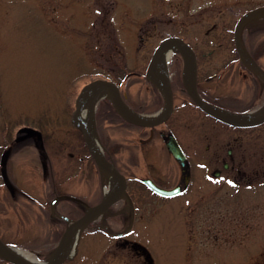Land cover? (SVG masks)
<instances>
[{
  "label": "rangeland",
  "instance_id": "1",
  "mask_svg": "<svg viewBox=\"0 0 264 264\" xmlns=\"http://www.w3.org/2000/svg\"><path fill=\"white\" fill-rule=\"evenodd\" d=\"M22 5L32 9L30 19L23 16L25 10H18ZM261 5L264 0H0V159L9 149L7 170L14 186L12 195L0 171V236L5 242L46 261L57 241L47 237L52 223L47 198H51L52 188L63 184L69 192L80 194L95 189L100 197L107 186L95 165L86 178V159L82 161L80 156L87 148L71 118L75 99L86 83L101 76L121 83L127 71L142 63L146 66L163 38L178 35L189 42L214 40L218 30L209 37L204 34L215 22L231 21L234 28L239 14ZM244 35L253 50L264 46L263 12L248 22ZM106 109L101 100L97 137L105 151L108 146L117 149L115 159L130 177V190L141 194L136 199H141L139 204L143 201L139 214L152 216L158 208L141 188V179L153 171L163 177L177 176L176 181L178 165L167 156L160 139L148 161L131 163L128 151L120 148L124 141L120 119L113 113L108 121ZM182 114L176 112L175 117L180 134L186 140L193 173L202 176V181L195 178L193 184L214 190L203 197L209 205L178 210L175 205L181 199L168 198L134 232L142 238L145 232L155 234L167 242L173 235L168 223L178 217L206 220L222 214L225 233L233 229L239 234L238 240L224 242L231 264H264V174L214 179L211 171L220 166L212 153L227 145L223 146L214 125H181ZM197 114L190 110L187 115L193 119ZM26 126L40 131L43 139L37 133L20 131ZM245 149L246 153L264 154V135L249 138ZM259 166L250 156L243 169L250 172ZM143 225L149 228L144 230ZM0 264L10 263L0 259Z\"/></svg>",
  "mask_w": 264,
  "mask_h": 264
},
{
  "label": "flooded vegetation",
  "instance_id": "2",
  "mask_svg": "<svg viewBox=\"0 0 264 264\" xmlns=\"http://www.w3.org/2000/svg\"><path fill=\"white\" fill-rule=\"evenodd\" d=\"M249 11L238 15L234 28H232L231 21L215 22L204 34L209 37L218 30L219 33L214 35L213 38H216L214 40L187 42L196 56L195 84L201 100L207 105L226 112L257 116L264 111V46L253 50L246 43L245 28L253 17L246 18L241 25L240 20ZM238 24L240 27L237 33ZM153 52L146 66L142 63L141 67L127 71L120 83V95L126 107L135 114L148 119L155 118L154 116L161 112L166 104L158 81L160 79L151 72L148 73ZM182 56L181 50L174 47L164 65L158 67L162 70L166 69L168 72L173 95L172 112L163 122L156 125H141L133 122L127 114H120L112 99L103 98L102 104V106L108 107V110H105L108 121L112 119L113 113L120 119V124L124 128V141L120 148L123 147L128 151L130 158L132 157L129 158L131 163L137 165L140 160L148 161L152 155L155 141L160 139L163 141V149L167 152V156H171L170 158L178 165L179 174L176 181L177 176L171 177L164 174L163 177L153 171L141 179L144 186L141 188L145 190L144 193L147 194V197H152L154 205H157L156 213L160 211V207L167 204L168 198L181 199L175 205L178 210L209 205V201H205L203 197L214 191H209L200 184H193L195 178L202 181V176L196 177L193 173L186 140L181 137L178 119L175 118L176 112L183 113L179 118L181 125L185 127L194 126L196 123L198 126L214 125L218 128V137L224 142L223 146H227L223 151L216 149L212 153L214 161L220 166V168L211 171L214 179L219 180L221 176L230 178V176L242 173H244L242 176L246 178H251L250 175L264 174V164L261 163L264 161V154L261 152L246 153L245 149V143L249 138L256 140L262 138L264 121L255 125H236L206 112L192 97L189 87H187L190 80L185 71V58ZM190 110L199 114L190 119L187 115ZM198 117L199 119H196ZM35 133L40 140L43 139L41 132H31V134ZM80 133L83 136L81 131ZM136 137L138 143H134ZM172 137L178 141L184 152L185 159L183 161L176 159L168 148V142ZM82 139L87 152L83 153L86 156L81 155L80 159L82 161L86 159L84 172L87 178L91 174V169H95L97 166L84 137ZM42 148L47 152L44 145ZM81 148H83L82 145ZM147 148L149 150H146ZM206 149H210L209 144ZM115 151L117 149L114 150L108 146L105 151L106 156L120 169L125 177L126 186L124 194L114 200L102 213L92 216L90 207L100 203L104 193L100 197L97 196L95 189H89V193L86 194L73 193L69 192L63 184L52 188L50 200L47 198L49 209L46 208V210L52 220L47 237L56 238L57 241L56 246L47 256V261H50L54 256L66 233L63 247L67 251V255L61 264H79V262L80 264H231L227 256L228 247H225L224 242L238 240L239 234H236V230L233 229L231 232L225 233L222 214L206 220H201L199 217H178L176 222L168 223L173 235H169L168 238L172 239L167 242L160 240L155 234L147 235L145 232L146 234L144 233L142 238L135 233L134 231L140 224L149 222L156 213L144 218L142 213L139 214L140 204H143V201L139 204L141 199L139 201L136 199L141 198V194L130 190V177L117 163ZM9 152L10 150L6 149L0 159L1 164L4 156L6 167ZM250 156L256 158L260 162V166L254 171L247 172L243 167ZM158 165L162 170L160 163ZM97 173L102 181L103 175H100L98 169ZM131 174L134 176V172ZM105 179H108L106 175ZM146 179L162 189H173L174 193H160L148 185ZM6 187L13 195L14 186L6 185ZM236 187L238 188V186ZM197 197L203 198L204 201L193 200ZM86 214L88 215L87 219L69 230L76 220ZM119 226L121 227L119 228ZM148 228L149 225L146 227L143 225L144 230ZM94 237L97 238L95 242L93 241ZM42 255L46 254L42 252Z\"/></svg>",
  "mask_w": 264,
  "mask_h": 264
},
{
  "label": "water",
  "instance_id": "3",
  "mask_svg": "<svg viewBox=\"0 0 264 264\" xmlns=\"http://www.w3.org/2000/svg\"><path fill=\"white\" fill-rule=\"evenodd\" d=\"M257 12H259L258 9H254L250 12H247V14L241 19V21L245 17L256 14ZM174 47L175 48L178 47L182 52V55H183L182 57L185 58V71L188 75L187 77H189V80H190V84H188L187 87H189V91L192 94V97L195 98L198 104L206 112L217 117L218 119H222L224 121H227L229 123L236 124V125H244V126H247L249 124L255 125L258 123L260 124V122L264 121V111L262 113H259L260 115H257V116H249V115H241V114L238 115L237 113L226 112L217 107L207 105L204 101H202L198 95L196 84H195L196 75H197V66H196L197 62H196V56H195L193 49L180 36L165 37L160 42L158 47L156 48L152 56L149 68H148V73L151 72L154 76L160 79V80L158 79L157 80L160 82V87L162 89V93L166 100L164 109L155 118L148 119L140 115H137L134 112H132L130 109H128L120 95L119 86L114 81L104 79V78H97L85 84L76 99V109L73 114V120L75 124L82 130L86 143L88 145V148L91 154L95 158V161H96V164L98 166L100 173L102 175L105 173L109 175L110 177H115L118 180L119 192L118 190H115V191L113 190L111 192L113 194L112 196H111V193L109 194L108 192H106L104 199L96 206L91 207L92 216L104 211L114 200L120 197V195L124 194V190L126 186L124 175L120 172V170L116 167V165L113 162L107 159L103 151L96 144V140H95L96 102L102 96L109 97L110 99H112L115 107L121 114H127L133 122L141 124V125H156V124L163 122L165 119L169 117V115L172 112L173 95H172V89L170 88L171 87L170 80H169L167 72L162 69H158V67L156 66L158 65L157 63L160 60V58L164 55V53H166L170 49H174ZM83 107H88L90 109V112L88 113V118L86 121L80 118V112H82ZM25 129L28 132L32 130L29 127ZM168 148L173 153V155L176 157V159H179L181 161L185 159L184 152L182 151L178 141L174 137L170 138L168 142ZM2 165H3L2 173L4 176V180L6 184L9 185L10 182H9L7 173L5 171L4 161H2ZM151 186H153L154 189H156L157 191L161 193L170 194L174 192L173 190L162 189L156 186L154 183H152ZM87 217L88 215L86 214L79 220H76L71 225L69 230L73 229L75 226L82 223L85 219H87ZM65 238H66V233L63 236L61 243L55 252V255L53 256V258L51 259L49 263H42L39 261L30 262L22 258V256H20L18 253L15 252L12 246L6 244L1 238H0V257L14 264H61L67 255L66 254L67 251L63 247Z\"/></svg>",
  "mask_w": 264,
  "mask_h": 264
},
{
  "label": "bare ground",
  "instance_id": "4",
  "mask_svg": "<svg viewBox=\"0 0 264 264\" xmlns=\"http://www.w3.org/2000/svg\"><path fill=\"white\" fill-rule=\"evenodd\" d=\"M167 56H168V55H166V56L162 59V61L160 62L161 65H164V63L166 62ZM160 63H159V64H160ZM80 118H81V119H86V118H87V114H86V112H83V113L81 114ZM110 187L112 188V190L115 189V188L117 187V182H116L114 179H112V180L110 181ZM106 190H108V188H106ZM14 250H15L16 253H18L20 256H22V258H24V259H26V260H28V261H30V262H34V261H35V260H34V257H32L31 255H29V254H27V253H25V252H22V250H20L21 252H19L18 248H14Z\"/></svg>",
  "mask_w": 264,
  "mask_h": 264
},
{
  "label": "trees",
  "instance_id": "5",
  "mask_svg": "<svg viewBox=\"0 0 264 264\" xmlns=\"http://www.w3.org/2000/svg\"><path fill=\"white\" fill-rule=\"evenodd\" d=\"M20 9L25 10V14L23 15L24 17H26L27 19H30L28 15L32 16V9H30L28 6L22 5L19 6L18 10L20 11Z\"/></svg>",
  "mask_w": 264,
  "mask_h": 264
}]
</instances>
